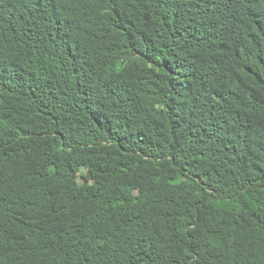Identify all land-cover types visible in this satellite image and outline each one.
<instances>
[{"label": "trees", "instance_id": "trees-1", "mask_svg": "<svg viewBox=\"0 0 264 264\" xmlns=\"http://www.w3.org/2000/svg\"><path fill=\"white\" fill-rule=\"evenodd\" d=\"M0 264H264V0H0Z\"/></svg>", "mask_w": 264, "mask_h": 264}, {"label": "rangeland", "instance_id": "rangeland-1", "mask_svg": "<svg viewBox=\"0 0 264 264\" xmlns=\"http://www.w3.org/2000/svg\"><path fill=\"white\" fill-rule=\"evenodd\" d=\"M80 180H82V179L80 178Z\"/></svg>", "mask_w": 264, "mask_h": 264}]
</instances>
